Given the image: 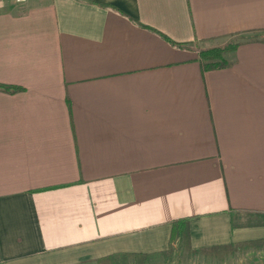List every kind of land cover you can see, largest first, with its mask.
<instances>
[{
    "label": "crops",
    "instance_id": "0c3cea01",
    "mask_svg": "<svg viewBox=\"0 0 264 264\" xmlns=\"http://www.w3.org/2000/svg\"><path fill=\"white\" fill-rule=\"evenodd\" d=\"M0 84V264L264 240V0L3 4Z\"/></svg>",
    "mask_w": 264,
    "mask_h": 264
},
{
    "label": "trees",
    "instance_id": "16d2710c",
    "mask_svg": "<svg viewBox=\"0 0 264 264\" xmlns=\"http://www.w3.org/2000/svg\"><path fill=\"white\" fill-rule=\"evenodd\" d=\"M164 39H166L169 43L175 46H179L181 48L184 46H189L184 44H176L171 40H169L167 37H164ZM242 44L244 43L239 42L223 48L200 49L198 51V55L203 70L206 72V71H215V70H221L232 67L235 64V62H229L226 59V56L228 54L234 53L237 50V48ZM0 91L9 94H15L17 92L22 91V89L16 87L4 86L0 84ZM190 224H191V219H180L174 221L171 224L172 233H171L169 248L164 252H160L153 255L115 254L95 261H90L86 264H133V263L148 264L154 258L168 260L174 256L175 245L177 242H185L188 250L194 255H202L206 258H216V259L230 257L237 254L240 251H246V250L258 251L264 249V240H261V241H255L245 244H233L229 246L213 247L202 250H193L190 247Z\"/></svg>",
    "mask_w": 264,
    "mask_h": 264
},
{
    "label": "rangeland",
    "instance_id": "374dc122",
    "mask_svg": "<svg viewBox=\"0 0 264 264\" xmlns=\"http://www.w3.org/2000/svg\"><path fill=\"white\" fill-rule=\"evenodd\" d=\"M29 0L25 3L13 5L15 7H23L27 5ZM251 36L263 37V34H252ZM246 37H236L234 39H229L227 41H221L218 43H222L221 48L227 47L235 42L241 41ZM201 48L197 47V51ZM90 262V261H89ZM88 263V262H86ZM83 263V264H86ZM139 264V263H133ZM148 264H264V249L254 251V250H246L240 251L237 254L224 257L222 259L216 258H206L202 255H194L192 254L185 242H177L175 245V254L171 259H160L154 258Z\"/></svg>",
    "mask_w": 264,
    "mask_h": 264
},
{
    "label": "built area",
    "instance_id": "2783aa9c",
    "mask_svg": "<svg viewBox=\"0 0 264 264\" xmlns=\"http://www.w3.org/2000/svg\"><path fill=\"white\" fill-rule=\"evenodd\" d=\"M26 1L27 0H0V5H3V4L17 5V4L25 3Z\"/></svg>",
    "mask_w": 264,
    "mask_h": 264
}]
</instances>
